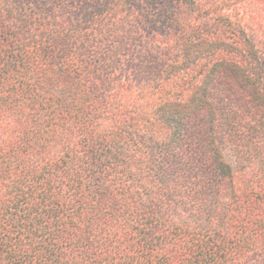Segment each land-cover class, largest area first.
<instances>
[{"label":"trees","instance_id":"16d2710c","mask_svg":"<svg viewBox=\"0 0 264 264\" xmlns=\"http://www.w3.org/2000/svg\"><path fill=\"white\" fill-rule=\"evenodd\" d=\"M0 264H264V0H0Z\"/></svg>","mask_w":264,"mask_h":264}]
</instances>
